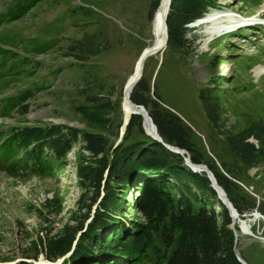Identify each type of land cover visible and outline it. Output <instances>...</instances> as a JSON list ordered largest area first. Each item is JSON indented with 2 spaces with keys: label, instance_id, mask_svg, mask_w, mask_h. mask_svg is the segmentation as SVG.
<instances>
[{
  "label": "rangeland",
  "instance_id": "374dc122",
  "mask_svg": "<svg viewBox=\"0 0 264 264\" xmlns=\"http://www.w3.org/2000/svg\"><path fill=\"white\" fill-rule=\"evenodd\" d=\"M151 1L0 0V130L61 123L100 133L108 145H117L122 85L150 37ZM24 5H30L25 14L17 19L7 18ZM215 8L241 15L245 21L249 18L247 21L252 23L236 32L223 30L208 36L203 33V25L194 24ZM203 15L187 25V43L182 53L165 48L147 60L143 75L151 84L155 82L162 103L191 127L196 147H205L204 154L212 156L224 172L219 161H229L230 156L220 133L211 128L205 117L198 91L218 76V86L228 106L223 124L231 128L245 127L257 120L264 122V0H216ZM90 35H94L93 47L98 45V39H106L108 49L79 65L70 46ZM257 68L263 71L258 73ZM24 94L28 97L22 101L19 95ZM92 95L100 101H110L106 115L109 122L105 126L99 120H86L76 110ZM23 104H27L26 108ZM81 144L79 137L68 151L64 167L56 168L50 175L20 173L21 170L12 175L0 169L1 258H22L34 250V241L39 245V240L45 241L63 224H75L71 216L81 219L87 213L85 225L90 221L103 194L101 187L100 196L95 197L87 212L77 209L83 188L75 173V152ZM239 184L264 200V163L247 169ZM88 195H93L92 187ZM125 195L128 199L121 221L127 226L126 232H133L130 219L133 223L141 217L134 204L136 188H129ZM252 219L248 221L252 234H238L240 248L248 264H264V221ZM109 233L106 227L102 240ZM96 248L97 245L93 247ZM38 260H43L41 254ZM103 261L120 264L127 259L106 256Z\"/></svg>",
  "mask_w": 264,
  "mask_h": 264
},
{
  "label": "trees",
  "instance_id": "16d2710c",
  "mask_svg": "<svg viewBox=\"0 0 264 264\" xmlns=\"http://www.w3.org/2000/svg\"><path fill=\"white\" fill-rule=\"evenodd\" d=\"M215 2L170 0L165 48L182 53L187 43V25L200 18ZM158 3L159 0L151 1L149 20ZM29 7L24 5L17 14L7 18L17 19ZM92 37L94 35L82 37L70 46L79 65L108 49L106 39H98V45L93 47ZM151 57L145 60L143 70ZM219 81L218 76L212 77L198 91V97L209 125L220 133L230 156L229 161H219L215 157L224 172L212 156L204 154L205 147L201 150L196 147L191 127L162 103L155 82L151 84L142 75L130 98L146 108L164 143L185 149L192 162L205 164L212 171L240 218H245L254 209L264 215V200L239 184L247 169L264 163V122L257 120L245 127H226L223 121L228 106L223 101ZM19 97L24 101L28 94ZM22 106L26 108L27 104ZM109 108L110 101L103 102L92 95L76 110L86 120H99L105 126L109 122L106 117ZM79 137L82 144L75 152V173L83 189L77 209L80 212L86 209L87 212L95 197L100 196L102 187L100 204L86 225L87 213L82 214L81 219L71 216L75 224H63L45 241L39 240V245L34 241L31 243L34 250L26 252L22 258L37 261L41 251L51 262L61 258L59 264H105L106 256L127 259L119 261L120 264H241L233 252L234 233L230 228L229 210L206 174L193 171L181 154L168 150L146 134L141 115L131 116L122 139L115 146L108 145L106 137L100 133L61 123L12 126L0 130V169L12 175H17L20 170V173L53 174L56 168L64 167L68 161L67 153ZM91 187L93 195L89 196ZM129 188L137 190L134 204L141 214L133 223L131 219L129 221L133 232H126L127 226L120 216L128 199L125 192ZM106 227L110 233L102 240ZM235 229L239 232L237 223ZM237 248L247 261L239 238ZM8 261L9 257H0V262ZM14 264L35 263L22 260Z\"/></svg>",
  "mask_w": 264,
  "mask_h": 264
},
{
  "label": "water",
  "instance_id": "95a60500",
  "mask_svg": "<svg viewBox=\"0 0 264 264\" xmlns=\"http://www.w3.org/2000/svg\"><path fill=\"white\" fill-rule=\"evenodd\" d=\"M168 5L165 8V5L163 4L164 2L161 1V3L159 4V9H165V13H163V16L161 18V38H162V43L161 44H155L154 40L151 43L150 46H146L143 51L140 53V55L137 58V62L135 64L134 67V72L133 74H130V76L127 78L123 88H122V99L124 100V94L126 92V101L128 102L130 111H127V116L124 114L123 117L121 118V123H120V130H119V137H118V143L119 141L122 139L123 134L126 130V127L129 123V120L131 118L132 115H141L142 116V126L143 129L145 131L146 134H148L149 136H151L152 138L156 139L157 141H159L160 143H162L168 150H171L175 153H179L183 156L185 163L193 170V171H198V172H204L206 174V176L208 177L212 187L215 189V191L218 194V197L221 199V201L223 202V204L226 206V208L229 210V214L231 217V225L230 228L233 230L234 233V246H233V252L236 256V258L238 259V261L241 264H248L247 261L242 257V255L240 254L239 249L237 248V242H238V232L235 229V224L237 223V225L240 227V224L238 222H243L245 223L246 220L250 221L253 217L255 218L256 215L260 216V218L263 219L264 221V215H262L259 211H257L256 209H254L251 213H249V217L242 219L239 217L238 212L236 211V209L232 206L230 200L228 199L225 191L223 190V188L218 184L214 174L212 173V171L205 165L202 163H194L191 161L190 159V155L189 153L183 149V148H179L177 146H173L167 143H164L162 141L161 136L158 134L157 129L155 124L153 123L148 111L146 110V108L141 105V104H136L134 103L131 98L130 95L131 93H129L130 89L135 86V84L140 80V78L143 75V68H144V62L145 60L151 56L152 54L155 53H160L162 52V50L165 49L166 45H167V26H166V17L168 14V10H169V4H170V0H167ZM137 65V66H136ZM132 92V91H131ZM129 112H131V115L129 117ZM257 216V217H258ZM247 228H250V223L247 222ZM250 231V230H249ZM249 234H252L251 231L249 232ZM43 256V260H37L34 261L33 258H19L17 260L14 261H8V262H0V264H14L18 261H33L35 264H51L54 262L59 261L61 258L57 259L54 262H51L49 260H47L45 258V256L43 255V253H41V251H39V254L37 255V259L39 258V255Z\"/></svg>",
  "mask_w": 264,
  "mask_h": 264
},
{
  "label": "bare ground",
  "instance_id": "6f19581e",
  "mask_svg": "<svg viewBox=\"0 0 264 264\" xmlns=\"http://www.w3.org/2000/svg\"><path fill=\"white\" fill-rule=\"evenodd\" d=\"M161 1L164 2L163 4L165 5V8L168 5L167 0H159V3L157 5V7L155 8L153 15L150 19L149 25H148V34H150V37L146 39V41H147L146 46H150L151 43L153 42V40H154V43L156 45L162 43L160 29H161V25H162L161 24V18L163 16V13H165V9H162V10L159 9V4L161 3ZM240 16L241 15H239V16L235 15L234 12L226 14L221 9L215 8V9L207 12L205 15H203V17H201L198 21H196L194 25L195 26H202L203 25L204 26L203 27V33H205L208 36H214V35L219 34L223 30L233 29L237 26H244V25L252 23V21H247L249 18H247L245 21V19H242L243 17L241 16L242 17L241 18ZM142 51H143V49H142ZM163 51L164 50H162V52ZM162 52H160V53H162ZM156 54H158V53L152 54L151 56H154ZM136 62H137V60H136ZM136 62H135V64H136ZM135 64H134V67H135ZM134 67H133V71L131 72V74H133V72H134ZM226 69H228V68L226 67ZM262 71L263 70L260 68V69H258L257 72L260 73ZM129 76H130V74L128 75V77ZM127 78L125 79V81L122 85V88H123ZM131 91H132V88L130 89L129 93H131ZM128 110L130 111V108H129L128 102L126 101V92H125L124 100L123 99L121 100V112H122L121 118L123 117L124 114L127 116ZM128 115L130 117L131 112H129ZM257 216L258 215H256L255 219L260 218V216H258V217ZM252 220H254V219H252ZM247 222H248V220H246L245 223L238 222L240 224V227L238 226V228H239L238 234L239 233L249 234L250 228L249 229L247 228V226H246ZM250 227H251V225H250Z\"/></svg>",
  "mask_w": 264,
  "mask_h": 264
},
{
  "label": "built area",
  "instance_id": "2783aa9c",
  "mask_svg": "<svg viewBox=\"0 0 264 264\" xmlns=\"http://www.w3.org/2000/svg\"><path fill=\"white\" fill-rule=\"evenodd\" d=\"M245 187V186H244ZM250 192V191H249Z\"/></svg>",
  "mask_w": 264,
  "mask_h": 264
}]
</instances>
